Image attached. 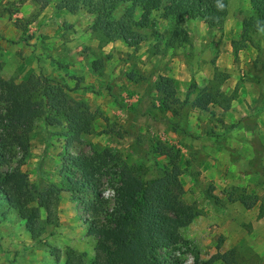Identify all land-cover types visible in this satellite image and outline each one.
<instances>
[{"label":"rangeland","instance_id":"obj_1","mask_svg":"<svg viewBox=\"0 0 264 264\" xmlns=\"http://www.w3.org/2000/svg\"><path fill=\"white\" fill-rule=\"evenodd\" d=\"M41 1L0 0V76L19 81L30 73L58 74L69 87L74 81L68 76L80 77L83 88L67 91V95L84 101L94 118L92 132L77 139L68 137L61 127L51 130L41 174L37 162L45 133L41 119H35L28 156L21 166L29 183L59 184L60 158L65 151L90 154L92 147L106 148L123 162L135 164L129 149L134 138L142 155L149 153L151 140L162 141L179 150L180 198L194 205L198 214L185 226L175 224L171 228L173 247L159 253L169 252L181 264H221L212 256L233 248L239 264H264V146L251 135L252 105L259 86L247 75L258 52L254 44H247L233 55L230 46V41L238 38L241 20L251 13L248 1L227 0L220 29H209L198 18L185 20L188 42L181 46L163 49L160 37L144 30L143 41L135 50L120 41L98 42L88 30L91 16L83 10L58 15L57 34L53 33L56 28L38 32L36 22L30 23L37 20ZM26 3L32 7L25 9L22 4ZM53 5L54 0H48L47 11L54 10ZM14 18L20 19L19 29L12 23ZM168 25V20L160 19L156 29L164 33ZM253 41L264 48V32L254 35ZM94 60L100 63L97 70L91 68ZM159 74L172 78L179 100L186 94L192 100L203 85L233 98L225 110L213 104L207 110L184 108L171 117L176 123L172 130L162 120L170 114L164 116L152 106L151 84ZM113 97L123 101L124 110L116 106ZM229 125H233L230 130ZM156 159L159 165L167 163L163 155ZM109 182L103 176L100 185L101 194L108 197L112 194ZM205 190L215 195L220 205L204 198ZM40 215H44L42 210ZM56 215L57 224L46 226L38 243L29 239L22 221L14 215L0 219V264H62L67 250L81 254L82 264H90L95 241L85 234L79 219L86 217L80 202L61 191Z\"/></svg>","mask_w":264,"mask_h":264},{"label":"trees","instance_id":"obj_2","mask_svg":"<svg viewBox=\"0 0 264 264\" xmlns=\"http://www.w3.org/2000/svg\"><path fill=\"white\" fill-rule=\"evenodd\" d=\"M247 1L251 13L241 20L238 38L232 39L230 46L233 55L247 44H254L258 52L247 72L249 79L259 86L252 105V114L255 115L264 112V48L253 41L254 35L264 32V0ZM219 2L224 5L223 9L217 8V0H54L53 6L55 10L70 14L83 10L91 16L88 30L98 42L120 41L135 50L143 41L142 32L147 29L151 35L160 37L163 49L188 42L183 26L185 20L198 18L207 28L220 29L227 0ZM47 3L48 0H42L38 10ZM160 19L169 21L164 33L156 29ZM18 20L14 18L12 23L19 29ZM24 26L20 27L21 33ZM18 38L23 40L21 35ZM91 64L94 70L100 66L96 60ZM1 67L0 62V70ZM213 75H218L215 69ZM68 79L74 81L72 87L58 74L30 73L19 81L0 76V219L14 215L22 221L29 239L38 243L42 240L44 228L57 224L56 205L60 192L65 191L80 202L86 217L79 219L85 234L95 241L90 264H181L169 252L159 253L171 249L175 243L171 228L175 224L187 225L198 214L194 205L186 204L180 198L181 169L179 150L175 147L151 140L149 153L142 155L139 141L134 138L129 149L137 161L135 164L123 162L106 148L97 150L92 147L90 154L65 151L60 158L59 184L46 181L39 186L29 183L21 166L28 156L35 119H41L45 133L37 162L39 174L53 128L61 127L72 139L92 132L94 115L88 105L67 95V91L83 88L79 83L81 78L68 76ZM151 90L153 108L160 114H170L162 120L172 130L176 129V123L171 117L179 115L184 108L207 110L213 104L225 110L233 98L231 94L203 85L192 100H188L187 94L179 100L175 96L172 78L162 74L156 76ZM113 101L119 109H125L121 99L113 97ZM227 128L230 130L233 125ZM156 155L165 156L167 163L159 165ZM103 176L110 180L108 186L112 194L109 197L100 192ZM203 195L212 205H220L218 198L209 191H203ZM258 214H262L261 209ZM51 252L53 254L54 250ZM81 257L73 250H67L62 264H82ZM54 259L58 260L55 253ZM212 260L221 264H239L233 248L215 253Z\"/></svg>","mask_w":264,"mask_h":264},{"label":"crops","instance_id":"obj_3","mask_svg":"<svg viewBox=\"0 0 264 264\" xmlns=\"http://www.w3.org/2000/svg\"><path fill=\"white\" fill-rule=\"evenodd\" d=\"M31 3H33V2H31ZM22 5L25 9H29L32 7L31 6L32 4H30V3H26V4H22ZM62 13L67 14L68 12L63 11V10H55V9L53 10L52 8L51 9L48 8V11H47V6H45L37 14V16H36L37 20H35L34 22H32L30 24H35V22H36L35 25L39 29L38 32H40V31L42 32L43 31L42 29L52 30V29L56 28V32H53V33L57 34V30H58L57 22L58 21L56 20V18L58 15H60ZM19 17H21V15H19ZM47 33H49V32H47ZM58 33H60V30L58 31ZM30 58H31V56H30ZM33 60L36 61V58H33ZM41 60H43V57L41 58ZM45 63L47 65L48 61ZM254 94H255V91H254V93H252V99L255 96ZM251 135L252 136L256 135L259 138L262 145L264 146V112H261V113L255 114V115L252 114V134ZM262 154H264V150H262Z\"/></svg>","mask_w":264,"mask_h":264},{"label":"clouds","instance_id":"obj_4","mask_svg":"<svg viewBox=\"0 0 264 264\" xmlns=\"http://www.w3.org/2000/svg\"><path fill=\"white\" fill-rule=\"evenodd\" d=\"M216 6L218 9H223L224 5L217 0Z\"/></svg>","mask_w":264,"mask_h":264}]
</instances>
